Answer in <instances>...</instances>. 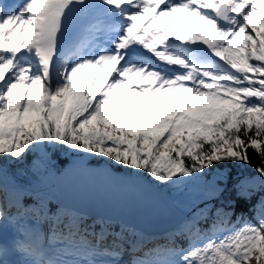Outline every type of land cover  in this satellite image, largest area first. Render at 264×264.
<instances>
[{
  "label": "snow or ice",
  "instance_id": "6c2138e0",
  "mask_svg": "<svg viewBox=\"0 0 264 264\" xmlns=\"http://www.w3.org/2000/svg\"><path fill=\"white\" fill-rule=\"evenodd\" d=\"M92 160L121 168L130 193L192 195L156 239L53 210L50 190ZM125 251L264 262V0H0V264Z\"/></svg>",
  "mask_w": 264,
  "mask_h": 264
},
{
  "label": "water",
  "instance_id": "95a60500",
  "mask_svg": "<svg viewBox=\"0 0 264 264\" xmlns=\"http://www.w3.org/2000/svg\"><path fill=\"white\" fill-rule=\"evenodd\" d=\"M125 176L121 169L91 162L66 188L54 187L56 202L92 218L107 216L148 234H162L170 214L178 211L171 192L153 188L143 194L130 193L120 183Z\"/></svg>",
  "mask_w": 264,
  "mask_h": 264
},
{
  "label": "trees",
  "instance_id": "16d2710c",
  "mask_svg": "<svg viewBox=\"0 0 264 264\" xmlns=\"http://www.w3.org/2000/svg\"><path fill=\"white\" fill-rule=\"evenodd\" d=\"M249 155L251 156V160H252V166H250V167H243L242 169H241V172H242V174L243 175H249V176H251V174L252 173H255L254 171H253V167L255 166V165H257V164H259L260 163V161H259V158H258V156L257 155H255V153H253V152H249ZM91 162V161H90ZM92 162H100V161H98V160H92ZM113 166V165H112ZM113 167H116V166H113ZM117 168H119V167H117ZM121 169V168H120ZM234 171H235V169H234ZM49 199L50 200H52V205H51V207L53 208V210H55V208H56V206H57V204H56V202H55V195H54V190H53V188L50 190V192H49ZM238 211H239V209H238ZM84 216V215H83ZM84 220H85V223L86 224H92V221H93V219L92 218H90V217H87V216H84ZM111 223L115 226V230H119V227H120V225H121V223L120 222H117V223H115V222H112L111 221ZM44 231L46 232L47 231V227L45 226V228H44ZM111 237H109L108 238V240H109V242L111 241ZM124 255H126V251L122 254V257L124 256ZM121 257V258H122Z\"/></svg>",
  "mask_w": 264,
  "mask_h": 264
},
{
  "label": "rangeland",
  "instance_id": "374dc122",
  "mask_svg": "<svg viewBox=\"0 0 264 264\" xmlns=\"http://www.w3.org/2000/svg\"><path fill=\"white\" fill-rule=\"evenodd\" d=\"M95 163L103 164L104 162L100 161V162H95ZM251 175H255V173H252ZM166 190H169L171 194L174 196V201L176 202L177 205L187 202V200L192 195L191 187H188V188H185L182 186L181 187H170V188H167ZM121 264H122V261H121ZM253 264H255L254 261H253ZM262 264H264V262H262Z\"/></svg>",
  "mask_w": 264,
  "mask_h": 264
},
{
  "label": "bare ground",
  "instance_id": "6f19581e",
  "mask_svg": "<svg viewBox=\"0 0 264 264\" xmlns=\"http://www.w3.org/2000/svg\"><path fill=\"white\" fill-rule=\"evenodd\" d=\"M152 234H155V235H152V237L148 236V235H145L146 237H148L149 239H156L158 238V235L160 234H157V233H152ZM152 245L151 244H147V247H151ZM133 255H141V253H131L130 251H126V255H124L122 258H121V261H122V264H129L131 258Z\"/></svg>",
  "mask_w": 264,
  "mask_h": 264
}]
</instances>
